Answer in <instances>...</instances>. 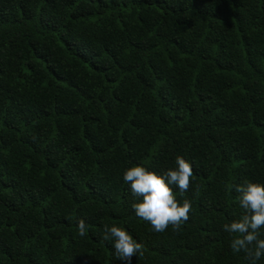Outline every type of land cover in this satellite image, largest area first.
I'll return each mask as SVG.
<instances>
[{"label": "trees", "instance_id": "16d2710c", "mask_svg": "<svg viewBox=\"0 0 264 264\" xmlns=\"http://www.w3.org/2000/svg\"><path fill=\"white\" fill-rule=\"evenodd\" d=\"M178 156L189 219L156 232L124 173ZM246 183L264 184V0H0V264H125L105 225L143 245L131 264H252L224 230Z\"/></svg>", "mask_w": 264, "mask_h": 264}, {"label": "clouds", "instance_id": "9594fccd", "mask_svg": "<svg viewBox=\"0 0 264 264\" xmlns=\"http://www.w3.org/2000/svg\"><path fill=\"white\" fill-rule=\"evenodd\" d=\"M176 165L175 169H169L162 175L143 165L133 166L124 173L132 194L142 197L141 202L132 205L136 216L150 222L156 232H164L170 225L179 231L189 219L191 201L185 199L179 203L174 188H178L181 195L189 189L193 165L183 156L176 158ZM234 187L240 193L239 206L244 213L239 220L225 224L224 230L236 234L231 243L232 250L243 251L255 264L264 256V239L260 238L264 228V184L246 183ZM78 229L80 236L87 234L85 219H79ZM103 239L114 240L115 255L125 264H131L133 256L142 254L143 245L121 227L105 225Z\"/></svg>", "mask_w": 264, "mask_h": 264}]
</instances>
